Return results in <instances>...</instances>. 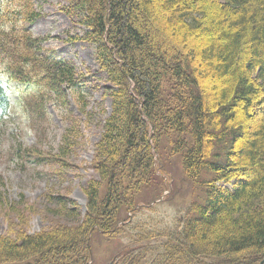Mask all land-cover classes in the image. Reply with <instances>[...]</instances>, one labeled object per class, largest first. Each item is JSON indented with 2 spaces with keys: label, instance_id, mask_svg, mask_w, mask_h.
Here are the masks:
<instances>
[{
  "label": "trees",
  "instance_id": "trees-1",
  "mask_svg": "<svg viewBox=\"0 0 264 264\" xmlns=\"http://www.w3.org/2000/svg\"><path fill=\"white\" fill-rule=\"evenodd\" d=\"M64 2L60 10L84 28L69 40L93 46L97 69L83 72L43 46L52 36L29 30L43 15L33 0L0 8V131L13 119L8 81L22 87L20 110L38 140L49 104L65 110L71 98L87 113L83 86L96 73L105 75L101 89L110 110L93 145L83 214L67 194L49 191L44 211L59 219L30 233L26 212L35 205L23 195L10 201L0 190L1 209L17 219L0 234V264H88L92 232L112 237L125 227L135 231V245L110 264H258L264 257V0ZM195 38L196 46H186ZM68 115L57 153L36 145L10 153L35 166H57L62 176L80 136L77 118ZM166 151L180 154L184 176L206 192L192 204L196 216L182 230L162 234L168 239L157 248L151 244L158 235L130 219L140 209L135 193L167 173Z\"/></svg>",
  "mask_w": 264,
  "mask_h": 264
},
{
  "label": "rangeland",
  "instance_id": "rangeland-1",
  "mask_svg": "<svg viewBox=\"0 0 264 264\" xmlns=\"http://www.w3.org/2000/svg\"><path fill=\"white\" fill-rule=\"evenodd\" d=\"M33 1L35 7L43 15L28 26L29 30L34 35L48 34L52 36L51 39L43 43V46L52 50L54 56L73 60L81 71L85 68L96 71L93 46L85 41L69 40L76 34H82L84 28L78 23L70 21L60 10L61 5L65 4L64 0ZM13 4L14 0H0V8L11 9ZM168 33L166 37L169 38L171 36ZM171 42L173 46L178 47L177 40ZM197 44L195 38L188 40L186 46H196ZM91 83L98 84L100 87H92ZM105 84V75L96 73L83 86V90L88 96L87 113L85 114L77 110L76 104L71 98L68 108L65 110L49 104L50 120L45 129L46 133L38 140L33 131L27 127L26 120L20 110L18 93L22 87L14 81L6 83L5 88L12 109L10 118L13 119L0 131V190L6 194L10 201H18L20 195H23L28 203L35 205L34 213L27 214L26 212L28 232H38L59 219L56 215L44 211L47 202L45 194L49 191L67 194L77 203L82 214L85 212L86 201L82 188L86 181L94 175L89 167L93 145L101 133L100 122L110 110L109 99L102 96L101 86ZM69 112L78 120L77 127L80 136L67 157L69 165L62 176L56 173L57 166L51 164L35 166L31 161H27L25 156L22 155V158H19L15 156L14 151L10 153L17 146L25 148L31 145H36L38 149L46 153H57L62 144V134L70 125V121L67 119ZM165 157L164 169L167 167V173L162 174L164 179L161 180V177L157 176L149 185L135 193L136 206L140 209L131 215L130 219V222L139 224L144 229H151L155 235H158L152 239L151 244L157 248L168 239L162 234H172L176 229L182 230L186 219L196 216V213L192 211V204L202 202L206 192V187H202L201 184L198 185L184 176L180 154L169 155L166 151ZM163 182H166L165 187ZM216 184L230 188V184L219 182ZM161 190L163 192L160 194ZM10 219L12 223L17 221L15 214L7 213L0 207V234L7 231ZM134 233L135 231L130 227L121 228L120 232L112 237L105 236L97 230L93 231L89 239L90 259L88 264H109L115 255L135 245L132 242ZM159 250L162 251V249ZM155 253L151 254V258ZM213 259L212 262L208 260L204 262L218 261L216 257Z\"/></svg>",
  "mask_w": 264,
  "mask_h": 264
},
{
  "label": "bare ground",
  "instance_id": "bare-ground-1",
  "mask_svg": "<svg viewBox=\"0 0 264 264\" xmlns=\"http://www.w3.org/2000/svg\"><path fill=\"white\" fill-rule=\"evenodd\" d=\"M258 264H264V257L262 258V260H260Z\"/></svg>",
  "mask_w": 264,
  "mask_h": 264
}]
</instances>
